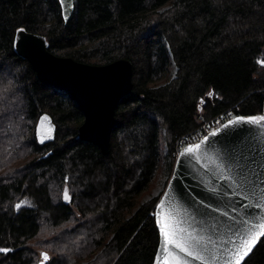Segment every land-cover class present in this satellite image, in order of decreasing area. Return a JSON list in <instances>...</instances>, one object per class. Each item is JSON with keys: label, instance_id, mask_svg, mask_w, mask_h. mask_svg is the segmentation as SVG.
Segmentation results:
<instances>
[{"label": "trees", "instance_id": "1", "mask_svg": "<svg viewBox=\"0 0 264 264\" xmlns=\"http://www.w3.org/2000/svg\"><path fill=\"white\" fill-rule=\"evenodd\" d=\"M19 27L55 55L132 63L108 154L75 137L77 102L14 52ZM263 107L264 0H74L66 23L58 0H0V264H151L162 191L142 195L170 176L177 139L200 116ZM42 113L56 125L47 144L34 133ZM242 264H264V236Z\"/></svg>", "mask_w": 264, "mask_h": 264}, {"label": "water", "instance_id": "2", "mask_svg": "<svg viewBox=\"0 0 264 264\" xmlns=\"http://www.w3.org/2000/svg\"><path fill=\"white\" fill-rule=\"evenodd\" d=\"M58 3L62 19L66 23L73 13L74 0H64L63 4L58 0ZM12 47L20 58L28 61L40 82L65 91L77 102L83 113V121L76 128L75 137L96 144L102 154H108L116 106L119 100L132 90V63L126 58H119L107 64L95 65L55 55L48 50V42L43 35L29 32L23 27L15 30ZM237 116H264V107L260 113L237 114L229 120L235 121ZM229 120L207 133L204 136L208 137L207 140L203 137L196 143L186 145L175 157L171 174L155 204L154 221L159 239L151 264H164L168 259L164 251L165 237L161 235V227L157 224V212L161 224L168 225V230H175L177 234L183 232L185 235L198 236L205 242L210 239L214 248L228 245L235 250L229 240L242 243L250 238L249 224L253 233L264 231V228H261L264 220L260 219L264 217V210L253 211L255 219L245 217V211L252 209L237 205L240 202L243 205L250 202L254 204L255 201L246 200L244 197L247 193L237 191V185L227 170L224 171L227 180L215 178L213 182V176L207 171L205 161L199 158L206 155L220 162L217 158H222L229 150L240 148L241 141H247L243 149L245 154H248L247 148L250 145L255 149L251 154L257 161L264 155V121L229 124ZM55 131L56 125L50 115L40 114L34 128L37 142L50 143L54 140ZM196 144H201V151L194 150L192 158L181 157V152L189 145ZM66 188L68 189L65 184L61 199L63 203L68 204L71 196L69 194V199H64ZM233 206H236L235 212L232 211ZM225 212L228 213L227 216L224 215ZM233 225L240 226V232L236 235L229 232ZM262 237H259L257 243ZM168 252L172 253L173 258L179 255L187 264H203L201 260L188 257L186 253H177L174 249H168Z\"/></svg>", "mask_w": 264, "mask_h": 264}, {"label": "snow or ice", "instance_id": "3", "mask_svg": "<svg viewBox=\"0 0 264 264\" xmlns=\"http://www.w3.org/2000/svg\"><path fill=\"white\" fill-rule=\"evenodd\" d=\"M61 3H64V0H61ZM23 31V29H18ZM257 120L264 121V116L255 117V116H237L235 121L229 120V124L239 123V122H256ZM208 137H204V140H207ZM247 141H241L240 148L232 149L225 152L222 158H217L220 162L213 160L211 157L206 155H201L199 158L205 161L207 165V171L210 175L213 176V182L215 178H220L222 181L227 180L228 177L224 176V171L227 170L237 185L238 192H245L246 200L255 201V203H249L243 205L240 202L239 205L244 209H252V211H245V217L255 219L253 216V211L255 210H264V155L260 156V160L257 161L256 157L251 153L255 149L251 148L248 145L247 153L244 152V146ZM201 144L189 145L188 148L181 152V157L188 156L192 158L195 151H201ZM239 153V154H237ZM254 166V167H253ZM64 199H69V192L66 188L64 190ZM24 203L21 201L16 205L17 208ZM231 206V201L229 202ZM160 205H157L159 209ZM211 207V205H209ZM217 211L219 209L217 208ZM232 211H236V206L232 207ZM157 215V224L161 227V235L165 237L166 247L164 249L165 254L168 256V259L165 260L164 264H187L179 255H176L173 258L172 253L168 252V249H174L177 253H186L188 257H195L198 260H201L203 264H241V261L252 248L257 243V240L260 236H264V231L252 232L251 224L248 225L250 238L244 240L242 243H237L235 241L229 240V244L234 246L230 248L228 245H225L223 248H214L213 242L209 239L205 242L202 239H199L198 236L185 235L183 232L177 234L175 230H168V225L161 224L159 218V212ZM225 216L228 215L227 212L224 213ZM261 220H264V217H260ZM242 223H244L242 221ZM261 228H264V224L261 225ZM229 232L232 235H236L240 232L239 225H233L229 229ZM241 235H243L241 233ZM10 251L7 248H0V252ZM42 256L47 259L46 253H41Z\"/></svg>", "mask_w": 264, "mask_h": 264}, {"label": "built area", "instance_id": "4", "mask_svg": "<svg viewBox=\"0 0 264 264\" xmlns=\"http://www.w3.org/2000/svg\"><path fill=\"white\" fill-rule=\"evenodd\" d=\"M234 115L235 113L233 109H227L209 119H204L200 116L199 125L188 134H184L177 139L175 155L177 156V154L186 145L196 143L197 141L202 139L207 133L211 132L213 129L217 128L218 126L232 118Z\"/></svg>", "mask_w": 264, "mask_h": 264}, {"label": "rangeland", "instance_id": "5", "mask_svg": "<svg viewBox=\"0 0 264 264\" xmlns=\"http://www.w3.org/2000/svg\"><path fill=\"white\" fill-rule=\"evenodd\" d=\"M169 70H170V74L173 75L174 72H175V67L172 65ZM161 145H162L161 146V153L163 154V147H164L163 146V143H161ZM167 180L168 179H167V175L166 174H164V175L163 174L162 175H157V178L154 180L153 187L142 195V200L148 199L151 196L158 195L165 188V185L167 183ZM22 201L24 203H22L20 205V207H22L23 205H26L27 204V201H24V200H22ZM41 260H42V258H40L39 261H41Z\"/></svg>", "mask_w": 264, "mask_h": 264}, {"label": "flooded vegetation", "instance_id": "6", "mask_svg": "<svg viewBox=\"0 0 264 264\" xmlns=\"http://www.w3.org/2000/svg\"><path fill=\"white\" fill-rule=\"evenodd\" d=\"M23 206H25V205H23Z\"/></svg>", "mask_w": 264, "mask_h": 264}]
</instances>
